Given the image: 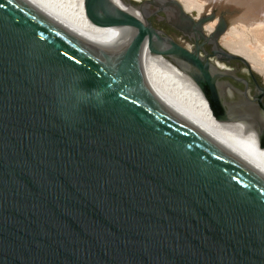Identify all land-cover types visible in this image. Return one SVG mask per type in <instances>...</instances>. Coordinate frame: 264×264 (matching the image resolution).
Listing matches in <instances>:
<instances>
[{"label":"water","instance_id":"1","mask_svg":"<svg viewBox=\"0 0 264 264\" xmlns=\"http://www.w3.org/2000/svg\"><path fill=\"white\" fill-rule=\"evenodd\" d=\"M123 1L141 19L84 0L90 22L124 31L101 46L24 0H0V264H264V174L220 145L216 120H239L238 106L199 54L211 39L216 61L254 71L217 43L232 11ZM151 7L193 35L192 51L152 25ZM144 44L193 80L188 98L150 91ZM99 88L102 105L85 95ZM256 134L264 148V125Z\"/></svg>","mask_w":264,"mask_h":264},{"label":"bare ground","instance_id":"2","mask_svg":"<svg viewBox=\"0 0 264 264\" xmlns=\"http://www.w3.org/2000/svg\"><path fill=\"white\" fill-rule=\"evenodd\" d=\"M24 1L65 30L93 44L112 45L124 34V31L119 28L101 27L90 22L85 14L84 0ZM121 1L136 15H140L136 9L127 5L123 0ZM206 1L208 6L224 7L223 9L232 11V16H229L232 19L240 18L248 24L264 25V22L261 21L264 20V0ZM185 2L184 8L187 12L195 9L196 5L198 8L194 14L197 15L201 11L202 0L200 3ZM257 17L259 18L256 19ZM213 25L214 22L208 23L205 30L209 32ZM230 41V38L221 39L222 44L232 51L234 49L230 45ZM141 70L146 85L159 100L175 102L188 98L194 85L193 80L187 74L164 56L150 53L145 44L141 54ZM232 113L240 115L239 120L231 122L216 120L217 139L220 145L239 160L264 174V148L258 146L256 134L258 122L255 118L250 117L249 112L240 108L234 109Z\"/></svg>","mask_w":264,"mask_h":264},{"label":"flooded vegetation","instance_id":"3","mask_svg":"<svg viewBox=\"0 0 264 264\" xmlns=\"http://www.w3.org/2000/svg\"><path fill=\"white\" fill-rule=\"evenodd\" d=\"M116 5H118L124 11L134 15L136 18L141 19V15L135 14L131 9H129L121 0H113ZM138 3H142L145 0H137ZM216 15L218 11L214 9ZM148 18L152 25L162 31L164 34L172 38L175 42L181 46L192 51L195 46V41L193 35H186L180 30L173 27L168 22L167 12L157 11L153 12L152 7L148 10ZM197 18H195L196 20ZM227 24L228 21L226 20ZM203 25V34L209 38L210 34L214 30V25L212 29L207 32L205 26ZM223 35L217 38V43L219 46L224 47L221 43V38ZM203 40L199 39L198 43ZM214 50V43L211 39L205 41L203 44V50L199 51L200 56L206 55L208 60L214 64H217L218 69L223 71L226 76L219 79L220 89L226 93V100L228 103L238 106L242 110L249 112L250 117L255 118L258 124L264 125V108L255 99V95L258 93L257 85L264 88V84L261 82L260 78L256 75L255 71L248 73L246 67L238 60H230L228 62L216 61V58L212 55ZM260 103L264 106V95L260 99Z\"/></svg>","mask_w":264,"mask_h":264},{"label":"rangeland","instance_id":"4","mask_svg":"<svg viewBox=\"0 0 264 264\" xmlns=\"http://www.w3.org/2000/svg\"><path fill=\"white\" fill-rule=\"evenodd\" d=\"M185 7V1H196L198 3L201 0H179ZM208 6L206 0H202V8L198 13L203 12L205 7ZM208 6L207 8H210ZM197 5L195 9L189 11L188 13L194 14L197 9ZM224 7H215L216 11L223 10ZM197 14V15H198ZM257 17L256 19H258ZM230 18L229 26L226 33L222 36L224 40L230 38V45L237 53L245 57L248 62L252 65V68L256 71V75L260 78L261 82L264 84V25H253L248 24L244 20L237 18L235 20H231ZM221 38V39H222ZM222 43V42H221ZM223 45V44H222ZM224 46V45H223ZM225 47V46H224ZM227 48V47H225ZM230 50L229 48H227Z\"/></svg>","mask_w":264,"mask_h":264},{"label":"clouds","instance_id":"5","mask_svg":"<svg viewBox=\"0 0 264 264\" xmlns=\"http://www.w3.org/2000/svg\"><path fill=\"white\" fill-rule=\"evenodd\" d=\"M105 90L103 88L99 89H92L90 93L86 92L85 95L90 96V98H94L97 103L103 104L104 103V97H105Z\"/></svg>","mask_w":264,"mask_h":264}]
</instances>
